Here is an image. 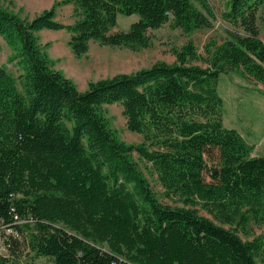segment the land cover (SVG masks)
Listing matches in <instances>:
<instances>
[{
	"label": "trees",
	"instance_id": "obj_1",
	"mask_svg": "<svg viewBox=\"0 0 264 264\" xmlns=\"http://www.w3.org/2000/svg\"><path fill=\"white\" fill-rule=\"evenodd\" d=\"M63 3L73 23L57 20L55 6L31 19L0 7V36L22 70L16 78L0 65V264H264V233L238 234L264 225V155L224 125L217 89L238 68L264 85V0H225V38L203 54L188 41L172 63L84 90L52 68L38 31L66 30L77 56L91 42L138 50L151 44L148 30L210 28L215 12L207 0ZM118 14L138 18L113 31ZM114 103L140 143L110 126L102 105ZM133 153L188 207L161 203Z\"/></svg>",
	"mask_w": 264,
	"mask_h": 264
},
{
	"label": "rangeland",
	"instance_id": "obj_2",
	"mask_svg": "<svg viewBox=\"0 0 264 264\" xmlns=\"http://www.w3.org/2000/svg\"><path fill=\"white\" fill-rule=\"evenodd\" d=\"M64 0H0V7L18 14L21 18L31 19L44 9L55 6L56 19L63 23H73L77 16L72 3ZM213 7L215 17L210 28H195L183 32L174 27L171 22L161 27L148 30L151 44L138 50L125 47L101 45L91 42L87 52L77 56L68 45L70 34L66 30L38 31V42L51 60L52 68L59 70L65 77L71 79L79 90H84L89 81L111 77L118 73H131L143 67H149L157 61L172 63L175 61L173 50L181 48L192 41L198 52L203 54V47L209 39L221 42L225 38L224 28L229 26L221 18L225 8V0H207ZM138 18L136 14H118L117 25L112 30L126 31L130 24ZM258 27L264 39V8L258 13ZM12 49L0 36V65L14 77L22 72L16 60H12ZM194 63H199L194 61ZM218 93L223 99V123L226 127L239 131L244 140L251 146L252 155H264V85L247 75L242 68L232 70L219 77ZM103 112L108 117L110 126L115 129L123 141L137 144L142 136L127 128L126 119L119 103L102 105ZM133 158L148 179L157 199L171 206H185L178 197L168 196L159 182L157 173L151 165L140 159L136 153ZM199 214L212 218L201 206L196 204ZM228 227V226H226ZM10 232V229H7ZM264 233V225L250 224L249 234L239 231L243 240H251ZM4 252V251H3ZM37 261H44L39 258Z\"/></svg>",
	"mask_w": 264,
	"mask_h": 264
},
{
	"label": "crops",
	"instance_id": "obj_3",
	"mask_svg": "<svg viewBox=\"0 0 264 264\" xmlns=\"http://www.w3.org/2000/svg\"><path fill=\"white\" fill-rule=\"evenodd\" d=\"M261 36V35H260ZM261 38H262V36H261ZM263 39V38H262ZM263 41H264V39H263Z\"/></svg>",
	"mask_w": 264,
	"mask_h": 264
}]
</instances>
